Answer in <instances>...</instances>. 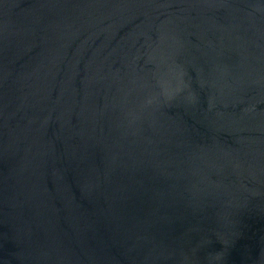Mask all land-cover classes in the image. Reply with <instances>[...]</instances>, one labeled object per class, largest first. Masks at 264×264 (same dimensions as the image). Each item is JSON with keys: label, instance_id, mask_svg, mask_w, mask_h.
Returning <instances> with one entry per match:
<instances>
[{"label": "water", "instance_id": "water-1", "mask_svg": "<svg viewBox=\"0 0 264 264\" xmlns=\"http://www.w3.org/2000/svg\"><path fill=\"white\" fill-rule=\"evenodd\" d=\"M0 264H264V0H0Z\"/></svg>", "mask_w": 264, "mask_h": 264}]
</instances>
